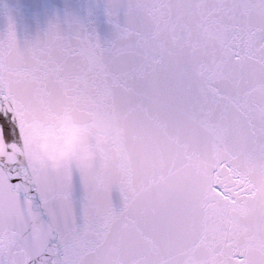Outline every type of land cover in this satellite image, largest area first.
Segmentation results:
<instances>
[{
    "label": "snow or ice",
    "instance_id": "1",
    "mask_svg": "<svg viewBox=\"0 0 264 264\" xmlns=\"http://www.w3.org/2000/svg\"><path fill=\"white\" fill-rule=\"evenodd\" d=\"M106 14L0 34V264H264V0ZM77 123L108 137L90 169L25 148Z\"/></svg>",
    "mask_w": 264,
    "mask_h": 264
},
{
    "label": "water",
    "instance_id": "2",
    "mask_svg": "<svg viewBox=\"0 0 264 264\" xmlns=\"http://www.w3.org/2000/svg\"><path fill=\"white\" fill-rule=\"evenodd\" d=\"M106 5L107 0H0V34L6 32L11 17L21 43L35 39L57 21H78L107 40L112 26Z\"/></svg>",
    "mask_w": 264,
    "mask_h": 264
},
{
    "label": "clouds",
    "instance_id": "3",
    "mask_svg": "<svg viewBox=\"0 0 264 264\" xmlns=\"http://www.w3.org/2000/svg\"><path fill=\"white\" fill-rule=\"evenodd\" d=\"M124 127L120 132L123 134ZM91 130L84 128L80 124L66 125L63 138L48 137L37 141V133H33L26 149L31 150V154L40 163L53 170L59 171L66 162L73 161L78 167L90 169L94 167L96 159L106 151L107 136H97L94 145L89 144ZM16 150L9 142L0 136V160L14 158Z\"/></svg>",
    "mask_w": 264,
    "mask_h": 264
}]
</instances>
